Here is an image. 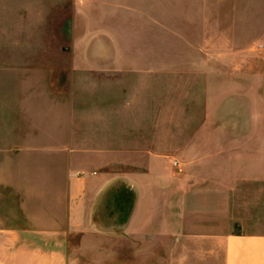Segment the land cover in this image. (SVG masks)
<instances>
[{"label": "rangeland", "instance_id": "obj_1", "mask_svg": "<svg viewBox=\"0 0 264 264\" xmlns=\"http://www.w3.org/2000/svg\"><path fill=\"white\" fill-rule=\"evenodd\" d=\"M150 160L179 162L188 206L212 188L207 209L264 234V0H0V230L2 171L22 172L25 197L44 184L33 172L119 177ZM150 247L151 264H190ZM115 263L128 264L125 244Z\"/></svg>", "mask_w": 264, "mask_h": 264}, {"label": "crops", "instance_id": "obj_2", "mask_svg": "<svg viewBox=\"0 0 264 264\" xmlns=\"http://www.w3.org/2000/svg\"><path fill=\"white\" fill-rule=\"evenodd\" d=\"M96 165H86L80 174L70 165L63 170L33 172L37 177L42 173L44 184L33 183L30 196L25 197L17 184L22 172L7 175L2 171L0 264H108V259L118 264L121 244H125L128 264H151V241L158 243L159 257L191 258L190 264H264V234L232 231L229 212H214L199 200L212 188L192 192L196 198L187 205L186 179L174 174L179 162L171 164L173 171L165 172L153 168L155 162L150 160L142 171L119 177L101 174ZM249 174L254 175L249 176L254 178L251 183L260 182L256 172ZM174 175L177 180L172 179ZM8 176L15 180L5 179ZM55 176L61 178L58 183H52ZM194 177L198 170L192 173ZM223 185L229 187L227 181ZM157 189L158 200L151 197ZM173 189L175 196L168 199ZM123 190L132 195V202L124 206L119 201ZM7 192L14 204L6 203ZM122 206L128 212L120 223ZM170 207L175 211L163 217Z\"/></svg>", "mask_w": 264, "mask_h": 264}, {"label": "built area", "instance_id": "obj_3", "mask_svg": "<svg viewBox=\"0 0 264 264\" xmlns=\"http://www.w3.org/2000/svg\"><path fill=\"white\" fill-rule=\"evenodd\" d=\"M175 165H177V163H175Z\"/></svg>", "mask_w": 264, "mask_h": 264}]
</instances>
